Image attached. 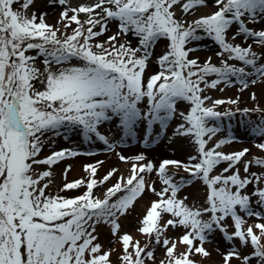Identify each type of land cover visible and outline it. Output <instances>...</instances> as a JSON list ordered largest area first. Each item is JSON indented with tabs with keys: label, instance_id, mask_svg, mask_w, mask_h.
I'll return each mask as SVG.
<instances>
[{
	"label": "snow or ice",
	"instance_id": "obj_1",
	"mask_svg": "<svg viewBox=\"0 0 264 264\" xmlns=\"http://www.w3.org/2000/svg\"><path fill=\"white\" fill-rule=\"evenodd\" d=\"M19 2L0 0V264H113L117 250H105L98 242L99 225L108 226L121 246L119 264H155L156 246L165 254L160 264H198L195 257L211 255L205 244L216 231L230 245L236 242L252 250L242 256L238 248L231 247L222 253L223 264L233 260L264 264V213L253 207L255 198V204L264 209V174L250 171L253 166L264 169V157L245 159L251 151L248 148L219 151L234 142L230 133L209 147L222 130L210 122L234 115L216 108L226 103L238 105L239 97L212 100L208 105L211 97L204 95L206 89L230 86L233 78L241 92L257 79L264 81V63L258 64L264 57L251 45L230 42L242 37L264 47V30L249 27L258 21L264 24V0H214V12L191 22L187 17L208 7L207 0H96L77 7H69V0H53L65 6L57 22L64 31L46 23V14L27 15L34 0H23V11L13 8ZM81 14L84 20L79 19ZM113 22L117 32L97 41ZM121 36L129 39L121 42ZM205 39L219 47L220 66L213 64L211 57L203 64L190 58V53L200 50L191 45ZM161 41L167 43L155 61L159 71L145 79ZM40 58L43 71L36 67ZM213 76L209 82L207 78ZM250 76L256 79L249 81ZM251 99H256L254 93ZM180 102L189 105L187 112L178 111ZM253 110L264 111L237 108L244 114ZM177 117L182 122L175 127L174 136L187 139L196 152L188 157V163L164 159L157 167L151 161L143 163V154L130 161L117 153L122 162H131L129 174L119 176L102 198L94 190L112 180L118 169L97 180V165H86L87 180L66 182L60 190L85 189L81 195L46 193L51 167L81 155L63 149L40 159L46 134L79 129L86 140L98 139L114 150L116 146L99 130L106 122L115 121L124 137H135L137 127L143 125L147 145L154 125L163 134ZM251 133L264 141V119ZM255 147L264 153V142ZM221 164L227 166L214 174ZM38 165H47L49 170L37 173L34 166ZM170 168L175 173L170 174ZM69 171L71 165L64 169L65 181ZM181 171L206 186L205 207L189 206L187 197L178 198L191 182L177 179L176 173ZM152 173L162 185L159 191L146 181V175ZM250 185L255 187L249 194ZM145 192L157 199L151 201L137 229L145 238L142 245L130 234H121L120 220ZM253 217L259 222L249 224L248 218ZM170 228L184 231L173 239L167 235Z\"/></svg>",
	"mask_w": 264,
	"mask_h": 264
},
{
	"label": "rangeland",
	"instance_id": "obj_2",
	"mask_svg": "<svg viewBox=\"0 0 264 264\" xmlns=\"http://www.w3.org/2000/svg\"><path fill=\"white\" fill-rule=\"evenodd\" d=\"M76 1L78 0H69L70 7H77ZM95 0H86L82 5H91L94 3ZM53 2V0H34V3L29 7L27 10V15L29 12L33 9L34 6H39V4L43 3H49ZM23 3V0H20L19 3L14 4L13 8L14 10L23 11L21 8V5ZM58 4V3H57ZM208 6L213 8V12L216 10L214 7V0H207ZM60 7L61 5L58 4ZM177 16L179 17L181 15L180 10L176 9ZM192 15L187 17L189 22L192 20ZM79 19L84 20L85 16L83 14L80 15ZM74 24L72 27H75ZM249 27L254 28L255 30H264V24H261L259 21L255 25H249ZM235 31V28L232 29L229 33V39L232 35V32ZM68 33L71 34V30H68ZM110 34H104V36L100 38L97 41L103 42L107 39V37ZM123 38L129 39V37H123L121 36V42L124 40ZM132 39L133 46H136V40L135 38ZM236 44H240L241 46L247 47L248 45H251L252 50L256 52L258 55L264 57V47H261L258 43H256L253 39H245L242 37L237 38L235 41H231ZM166 41H161L157 47L155 48L153 52L152 60L149 62V67L146 72L145 79H147L148 76L155 74L157 71H159L158 65L156 64V58L159 57L165 50H166ZM192 47H199V51L190 53V58L198 59V61L203 64V62L208 58H212V63L216 66H220V60L221 57H218L216 55L217 52L220 51L219 47L210 39H205L200 42H196ZM32 55H35V52L30 53ZM75 63V61H73ZM229 63L236 64L237 67L243 66L237 61H229ZM259 63H264V60L258 61ZM36 67L40 68L41 71L44 69V64L42 63V58L37 59L36 61ZM57 69V66L53 65L52 70L55 71ZM209 82H211L212 79H215V77H208L207 78ZM252 79H256L255 76L248 77V80L251 81ZM36 87L38 89L43 88L42 85H40L38 82H36ZM203 87V85H202ZM240 85L237 83L236 79L233 78L230 86H225L223 84L218 85L216 89H206L204 95H207L211 97V100L207 101L206 103L208 105H211L212 100H231L236 99L239 97V103L238 105H230V104H224L222 106H218L216 108L217 111L225 112V111H232L234 115L231 118H223L222 121L219 122H210V126L212 124H218L221 127V131L217 134V136L213 139L212 142H210L209 147H211L216 141L219 139L226 138L229 133L234 137V142L231 144H227L224 146V150L222 152L225 153H232L240 151L244 148L250 149V153L245 159H251L252 157H264V153L260 152L255 145L262 141L259 137L254 136L251 133V128L259 123L262 119H264V111H250L247 114H244L240 111H237V108L239 109H264V81H261L257 79V82L255 84L249 83V87L244 90L243 92L240 91ZM220 88H223V91H220ZM255 94L256 99L252 100L251 95ZM189 108V105L186 102H180L178 104V111L180 112H187ZM182 121L177 117L173 121L170 122L169 128L163 133H159V126L154 125L153 126V133L154 135L150 138V143L145 145L144 136V126L140 125L136 129V136L135 137H124L122 130L118 127L117 123L115 121L112 122H106L105 124L100 126V132L109 140V143L112 145H115L114 150H110L108 148V145L103 144V142L99 141L98 139H90L86 140L82 134V132L79 129H72L68 131L61 130V134L55 135L53 133H48L44 137L46 143L45 146L41 152L40 159L45 158L48 155H51L55 151H60V149H68V150H74L81 155H78L76 157L68 158L61 160L58 164L53 165L50 169L60 170L59 174H61L60 179L62 182V186L58 189L57 187V181H52L49 184L48 189H46V193L50 195H61L66 197H75L78 195H81L82 192L85 189H76V190H69V191H60L63 187L64 183L66 182H73L76 180L84 179L87 180L88 173L84 171V168L86 165H97V175L96 179H102L109 171L113 169L112 166H107L105 164V158L100 159V157H108L109 155H114L115 162L118 164L119 174L115 177H113L112 180L108 181L106 184L101 185L99 188L95 189V194L97 196H100V190H103L104 188L110 187L113 183H115L116 179L119 176H127L128 173L120 172V166L121 164L126 165L129 169L131 167V162L124 163L122 162L118 156L117 153H123L122 151H131L133 150L132 154L127 155L125 157L129 158V160H133L137 155L143 154L146 159L143 163H147L151 161L154 165L157 167L159 166V163L164 159L169 160H179L184 163H188V157L190 155H196V152L194 150L193 145L185 138L174 136V128L181 123ZM51 136V140L48 139V137ZM169 137H171V141H169ZM165 139L169 142H173L175 145H177L178 148L184 149L187 151L186 156L182 157L177 152H171L169 149L165 148L163 149L161 145L163 146V140ZM164 147V146H163ZM152 150H155V155L148 156L144 154L143 152H150ZM136 152V153H135ZM87 153H92L91 155H88ZM80 157H92L94 159H80ZM72 160V161H71ZM102 161L103 163H98ZM71 165V170H73V166L77 165L79 167V171L76 173V175L69 176V172L67 174V181L63 178L64 169ZM73 165V166H72ZM226 164H221L218 166V168L215 170L214 174H219L220 171L224 167H226ZM37 173L43 172L45 170H49L47 165H38L34 166ZM238 167L241 168V176L243 177L245 174L243 173V169L240 165ZM250 171L257 172L258 174H264V169L257 168L253 166ZM170 174L175 173V169L170 168L169 169ZM177 179L180 177H184L186 180L191 181L189 184L185 185L181 192L178 193V198L183 199L184 197H187L186 203L189 204V206H195L197 208L205 207V197H206V186L202 184V182L198 180H191V178L188 176L187 173H184L183 171L176 173ZM146 181L149 183H154V186L156 187V190L159 191L162 187V185L159 182L158 177L155 175V173L147 174L146 175ZM46 182V181H45ZM44 182L42 181L41 184ZM264 187V184L261 185ZM192 189L189 193H186L185 190L187 188ZM255 187V185H250L247 189V192L250 194L252 189ZM157 197L151 193V192H145L144 196L139 199L136 204L134 205V208L130 210V213L126 215L125 217H122L120 220L121 223V234L128 233L130 229L137 230L140 226V220L145 215L147 207L150 205L151 201L156 200ZM253 207L257 211H261L264 213V209H261L255 204V198H253ZM139 208V209H138ZM169 217H165L167 219ZM207 219V216L204 217ZM252 221L253 223L259 222L255 217L248 218V222ZM132 223V224H131ZM131 224V225H128ZM230 224V222H229ZM231 227H229V231L231 232ZM183 229L177 228L175 230L169 229L168 234L174 233L176 235H182ZM97 234L99 236L98 242L103 245L105 240H108L107 243H109L110 247L113 245V243L116 242L115 238L112 237L110 228L106 225H99L97 226ZM210 243L205 244V248L207 251L210 252L211 248L215 250V248L218 251V255L213 256L212 261L215 259V262L221 261V264H223L222 259V253H226L231 247H238V250L241 251V255H250L251 254V248H244L243 246L238 245L236 242H233L231 245L224 240L223 234H221L219 231H216L214 234L210 236ZM145 242V240L143 241ZM141 243L142 245L144 243ZM117 248L121 246L116 242ZM207 245H212L211 248H207ZM163 254V257L159 259L157 256L158 254ZM212 253V252H210ZM216 254V253H213ZM212 256V255H211ZM165 259L164 250L160 246L155 247V264H160V261ZM113 264H119L118 260L116 258H113ZM148 264H152V261H149ZM198 264H206V263H198ZM215 264V263H214ZM232 264H241L240 261L233 260Z\"/></svg>",
	"mask_w": 264,
	"mask_h": 264
},
{
	"label": "bare ground",
	"instance_id": "obj_3",
	"mask_svg": "<svg viewBox=\"0 0 264 264\" xmlns=\"http://www.w3.org/2000/svg\"><path fill=\"white\" fill-rule=\"evenodd\" d=\"M84 1H86V0H78V1H76V5L75 6L82 5L81 3H83ZM95 2H96V0L94 1V3ZM68 6L70 7L71 5L69 4ZM64 7L65 6H60L59 7L57 3H53V2L43 3V4H39V6H34L33 9L29 12L28 15L31 16L32 13H36L37 16H39L41 14H46L45 15V21H46V23H48L50 25H56L57 27L61 28V31H64L63 25L57 23L59 21V19H60L61 12L64 10ZM211 12H213V8L210 7V6L205 7V8H201L199 11H196L194 13V15H192L191 18L192 19H195V18H197L199 16H202V15H208ZM70 15H71V13H70ZM108 27H109V31H107L105 34L108 33V34L112 35V34H115L117 32V27H116L115 22L109 23V26ZM96 30H99V29L97 28ZM99 39H104V38L98 37L97 40H99ZM123 39L126 40L127 38H123ZM124 40H122V42ZM163 141L164 142L162 144H163L164 147L161 145V147L163 149L167 148L171 152H173V151L174 152H177L182 157L186 156V153H187L186 150L187 149L186 150L180 149L173 142H169V141H167L165 139H163ZM60 150H63V149H60ZM222 150H224V147L221 148V149H219V151H222ZM122 152L123 153H120V154H122L124 156H127V155L132 154L133 150H131V151H122ZM143 153L146 154V155H148V156H152V155H155V150H152L150 152H143ZM102 158H105V164L107 166H112L113 169H116L118 167V164H116V162H115L114 155L111 154L108 157H100V159H102ZM80 159H89L90 160V159H94V158H92V157H87V158L86 157H80ZM73 167H74L73 170H71L69 172L70 175L68 174L69 176L76 175V173L79 171V167L77 165H74ZM59 172H60V170H58L56 168H55V170H51L52 175H51L50 178H48V179L51 180V182L52 181H54V182L57 181V184H58L57 187H58V189L62 186V183H61L62 181L60 180L62 178H60L61 174H59ZM120 172L121 173L122 172L128 173L129 172V168L126 165L121 164V166H120ZM118 174H119V171L117 172V175ZM43 182H45V181H43ZM106 189L107 188H104L103 190H100V193L99 194H100V197L101 198L103 196V192L106 191ZM190 191H192V189H190L189 187L185 190L186 193H189ZM131 224H128V225H131ZM249 224H254V223L252 221H249ZM129 234L133 237L134 240H139L141 243L145 240V238L137 230L130 229ZM167 235L170 238H173V239H176L179 236H181L179 234L176 235L174 233H170V234L167 233ZM107 242H108V240H105L102 246L104 247L105 250L116 249L117 251L113 253V256L112 257L117 259L118 254H120L121 248L120 247L117 248L116 242L113 243V245L111 247L109 246L110 244L107 243ZM211 246L212 245H207V248L209 249V248H211ZM181 250H183V249L181 248ZM215 250L216 251H214V249L211 248L210 252H212V253H210V254L212 256L210 255L208 258H204V257L197 256V257H195V259L197 260L198 263H201L202 262V263H206V264H214V263L215 264H221V261L215 262V259L212 261V258H214L213 256L218 255V251H217L216 248H215ZM213 253H216V254H213ZM157 257L159 259H161L163 257V254L159 253Z\"/></svg>",
	"mask_w": 264,
	"mask_h": 264
}]
</instances>
